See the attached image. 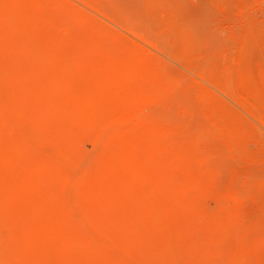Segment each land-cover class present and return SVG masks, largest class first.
Instances as JSON below:
<instances>
[{
    "label": "rangeland",
    "instance_id": "rangeland-1",
    "mask_svg": "<svg viewBox=\"0 0 264 264\" xmlns=\"http://www.w3.org/2000/svg\"><path fill=\"white\" fill-rule=\"evenodd\" d=\"M0 264H264V0H0Z\"/></svg>",
    "mask_w": 264,
    "mask_h": 264
},
{
    "label": "bare ground",
    "instance_id": "bare-ground-1",
    "mask_svg": "<svg viewBox=\"0 0 264 264\" xmlns=\"http://www.w3.org/2000/svg\"><path fill=\"white\" fill-rule=\"evenodd\" d=\"M97 87V86H96ZM95 89V88H94ZM97 90V89H96ZM99 91V89L97 90V92ZM100 94V93H99ZM92 95V94H91ZM96 95V94H95ZM94 97V96H93ZM81 99V98H80ZM85 105V104H84ZM81 106V105H80ZM82 107V106H81ZM79 108V107H78ZM85 109V108H84ZM76 110V109H75ZM82 113H83V111H82ZM103 114V113H102ZM83 115V114H82ZM86 115V114H85ZM102 116V115H101ZM83 117V116H82ZM86 118V117H85ZM89 118V117H88ZM87 118V119H88ZM93 118V117H92ZM81 119V118H80ZM94 119V118H93ZM97 119V118H96ZM73 120V119H72ZM83 120V119H82ZM85 120V119H84ZM82 122V121H81ZM82 124V123H81ZM83 128V127H82ZM81 129V128H80ZM80 134V133H79ZM94 174V173H93ZM86 176V175H85ZM99 176V175H98ZM101 177V176H100ZM99 177V178H100ZM86 178V177H85ZM88 179V178H87Z\"/></svg>",
    "mask_w": 264,
    "mask_h": 264
}]
</instances>
